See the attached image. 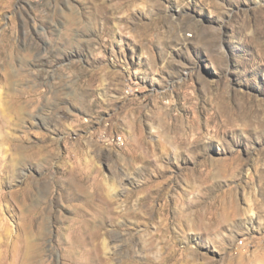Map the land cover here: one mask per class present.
Instances as JSON below:
<instances>
[{
  "label": "rangeland",
  "instance_id": "rangeland-1",
  "mask_svg": "<svg viewBox=\"0 0 264 264\" xmlns=\"http://www.w3.org/2000/svg\"><path fill=\"white\" fill-rule=\"evenodd\" d=\"M96 172L112 263L264 264V0H0V264Z\"/></svg>",
  "mask_w": 264,
  "mask_h": 264
},
{
  "label": "bare ground",
  "instance_id": "bare-ground-1",
  "mask_svg": "<svg viewBox=\"0 0 264 264\" xmlns=\"http://www.w3.org/2000/svg\"><path fill=\"white\" fill-rule=\"evenodd\" d=\"M37 157H40V155L37 154ZM90 181V192H87V190L80 187L82 182L80 179L77 180V183H74L75 185L73 183L70 184L76 188L77 191H75L78 192L79 195L85 196L86 201L90 198V196L95 194L98 195L101 202L105 205V208L95 209V211L91 214H89L83 206L79 205L78 208H75V217L69 221L68 227L65 229L66 231L64 233L66 234V237L64 240L65 247L63 250V256L68 258V262L66 264H124L125 261L120 258L117 259L118 263H112V258L110 256H114V252H112L111 241L108 239L109 233L104 230V220H110L113 218V215L108 211L111 202L106 200L102 196V193L99 192L101 189V183L104 179L100 178L99 173L96 172ZM139 204L142 206L144 203L140 202ZM138 209L140 210V208ZM150 210L151 208L147 211L144 210L143 212H145V215H148ZM131 214L135 220L140 216L139 211H134ZM28 226V228H31L29 223ZM160 229L161 224H159V227L156 228L155 232L150 234L149 238L156 239ZM38 235L40 234H36V237ZM117 253L115 252V254ZM120 254L122 255V253ZM38 255L36 245L33 243L28 245L26 254L27 259L24 258L21 264H37ZM16 261L18 262V260Z\"/></svg>",
  "mask_w": 264,
  "mask_h": 264
}]
</instances>
